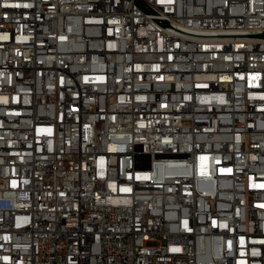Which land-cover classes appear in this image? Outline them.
<instances>
[{
	"label": "built area",
	"instance_id": "obj_1",
	"mask_svg": "<svg viewBox=\"0 0 264 264\" xmlns=\"http://www.w3.org/2000/svg\"><path fill=\"white\" fill-rule=\"evenodd\" d=\"M0 264H264V0H0Z\"/></svg>",
	"mask_w": 264,
	"mask_h": 264
}]
</instances>
